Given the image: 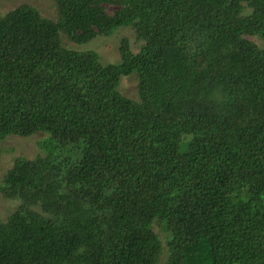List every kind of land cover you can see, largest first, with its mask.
<instances>
[{
  "label": "trees",
  "instance_id": "obj_1",
  "mask_svg": "<svg viewBox=\"0 0 264 264\" xmlns=\"http://www.w3.org/2000/svg\"><path fill=\"white\" fill-rule=\"evenodd\" d=\"M55 1L0 18V144L42 151L0 181V264H264V0ZM122 29L115 64L63 41Z\"/></svg>",
  "mask_w": 264,
  "mask_h": 264
},
{
  "label": "rangeland",
  "instance_id": "obj_2",
  "mask_svg": "<svg viewBox=\"0 0 264 264\" xmlns=\"http://www.w3.org/2000/svg\"><path fill=\"white\" fill-rule=\"evenodd\" d=\"M29 5L34 7L42 17L58 20V6L55 0H0V18L4 17L10 11L22 6ZM113 8H109L112 11ZM123 38L130 40L133 52L139 51V46L135 42L134 32L130 29L119 30L116 34L109 38L95 39L90 44L85 46H77L71 40L64 38V45L70 49L77 51H95L101 57L103 64H115L120 61L119 45ZM120 92L128 98L139 100L137 89V80L123 79L120 85ZM40 136L32 138L11 137L0 144V181L10 170L18 158L27 160H35L36 157L42 154L37 141ZM20 205L19 201L7 200L0 194V222H5ZM166 260V255L162 258V263Z\"/></svg>",
  "mask_w": 264,
  "mask_h": 264
}]
</instances>
